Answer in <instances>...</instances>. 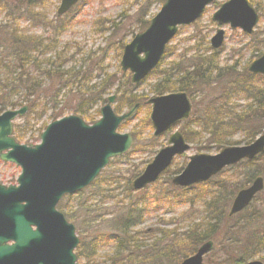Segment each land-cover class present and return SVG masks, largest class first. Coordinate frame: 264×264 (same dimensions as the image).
<instances>
[{
    "label": "rangeland",
    "instance_id": "374dc122",
    "mask_svg": "<svg viewBox=\"0 0 264 264\" xmlns=\"http://www.w3.org/2000/svg\"><path fill=\"white\" fill-rule=\"evenodd\" d=\"M38 1L0 0V36L5 42L7 39L5 34L7 36L10 32V27L17 28L21 31L20 35H26L25 38L32 43L53 42L56 39L59 51L67 48L63 55L67 60L66 69L72 66L85 75V89H95L90 93L92 100L100 94L105 100L96 105L92 104L93 108L89 102L85 106L82 105L81 110L82 108L89 110L88 114L94 117V122L100 118V108L106 104L110 96H116L113 107L117 108L118 114L127 110V98L130 93H134V97L149 98L154 94L155 86L162 84L165 78L163 71L181 74V70L176 68L182 71H187L189 68L192 70L194 64H198V72L204 71L203 83H198L196 96L193 98L191 96L193 102L191 118L195 120L190 126L192 134L188 142L191 148L183 156L175 159L169 172L143 190H129L126 185L131 183L130 179L134 174L146 167L160 146L167 143L171 133L168 132L155 140L154 129L149 120L151 106L143 104L119 129L122 133L137 134L132 149L110 164L104 172L106 177L101 179L96 187L90 186L83 196L72 195L75 196L72 200L65 201L66 212L70 214L69 220L76 226L80 240L79 250L77 248L76 253L78 254L80 250L81 253L83 252V256L81 255L78 260L79 264H107L114 249L112 245L114 241L110 242L109 238L117 231L112 229L116 226L113 220L124 214L129 202L133 203L131 206L134 204L145 206L143 221L133 231H140L142 239L148 244L160 232L165 236L172 234L174 237L178 231L187 230L193 224L202 222L206 216L205 203L209 200L215 199L212 203L218 204V208L225 204L228 212L238 190L251 183L248 175L250 171H255L264 178L263 154L252 164H240L215 176L210 182L208 181V185L195 191L198 197L193 202L188 199L192 192L181 194L171 188L167 182L170 175L174 176L187 164L190 155L215 154L219 151L210 127L204 119L206 111L210 108L218 112L216 118H220L219 122L226 120V124L222 125L221 129L227 143L229 141L236 145L245 144L247 138L252 136V134L248 136L250 132L248 129L254 124H259L258 129L264 133V113L259 112L255 123H249L250 127L242 117V114L253 110L255 103L259 104L254 101L251 92L257 91V87L264 89L263 78L255 80L257 86L253 85V82L251 85L246 81V78L249 80L247 77L249 64L264 51V0H250L260 14L254 33L247 35L240 29H231L229 25L222 26L226 38L219 49H213L210 44L211 37L220 27L212 20V15L226 0L213 2L196 22L180 27L177 35L168 44L160 67L136 87L128 84L130 74L124 73L121 69L123 45L130 40L131 33L140 23L142 25L149 22L159 12L165 0H81L64 17L66 27L59 36L53 25L58 20L57 9L61 0ZM37 2L38 5L29 11L28 9L33 7L31 5ZM2 39L0 37V42ZM7 46L9 48V45ZM48 55H44L45 58ZM54 83L57 84L55 81L50 82L42 92L44 99L50 101L49 106L39 103L24 116L15 120L14 136L20 143H39L41 132L55 119L70 114L82 115L76 113L78 104L82 101L81 89L76 86L73 89L65 88L56 97L59 87L55 84L52 88ZM117 86L128 93L125 91L124 96L117 92ZM247 87L251 92L246 95L242 89ZM102 88L110 90L104 93L106 91L101 90ZM85 89L82 90L86 91ZM44 99L41 101L43 102ZM226 107H231L230 110L234 111V114L226 116L228 115L224 113ZM41 111L46 113L40 115ZM184 125L185 123L179 125L181 131L184 130ZM20 172L19 166L0 160V181H12L16 184ZM78 200L81 205H78ZM218 230L220 231L214 239L215 248L204 258L206 264L222 262L235 264L233 257L239 260L241 255L245 254L246 247L249 248L250 253H256L251 259H260L264 262V245L257 247L251 245L255 236L258 233L261 235L264 231V189L244 212L228 222H223ZM262 239L264 241V238ZM162 240L165 243L158 242V245L155 243L154 246V248L160 246L161 249L150 251L152 255L148 264L178 263L175 261L183 256L180 251L182 247H176L177 253L174 256L172 253L167 254L165 251L168 249L166 246L169 244L167 242L169 238L165 237ZM92 241L96 246L95 249ZM231 252L234 256L229 255ZM192 253L190 251L189 255Z\"/></svg>",
    "mask_w": 264,
    "mask_h": 264
},
{
    "label": "water",
    "instance_id": "95a60500",
    "mask_svg": "<svg viewBox=\"0 0 264 264\" xmlns=\"http://www.w3.org/2000/svg\"><path fill=\"white\" fill-rule=\"evenodd\" d=\"M79 1L61 0L57 13L64 15ZM213 1L165 0L148 27L124 47L120 64L123 71H131V81L138 84L147 77L161 61L179 26L194 22ZM212 19L251 34L259 15L248 0H228L221 4ZM224 39V30L218 29L211 38L212 47H221ZM249 70L264 75V53L250 64ZM115 98V95L109 97L100 110V119L93 124L73 114L52 121L41 133L38 144H22L13 137L14 120L26 113L27 106L0 113V158L21 168L17 184L0 185V264H78L75 249L79 238L75 225L57 205L63 196L92 184L112 158L132 147V134L118 129L133 116L139 104L117 114L112 107ZM147 103L151 105L150 120L155 137L162 136L192 113V102L182 91L153 95ZM189 148L183 134L175 130L168 145L160 148L133 180V188L139 190L155 182L173 159ZM262 153L264 133L249 144L226 146L215 154L191 155L186 167L172 182L184 187L206 182L224 168ZM263 188L264 179L258 176L238 191L228 215L244 210ZM8 240L12 243H5ZM213 247L214 242L207 241L179 264H205L204 257ZM246 264L264 263L251 260Z\"/></svg>",
    "mask_w": 264,
    "mask_h": 264
},
{
    "label": "trees",
    "instance_id": "16d2710c",
    "mask_svg": "<svg viewBox=\"0 0 264 264\" xmlns=\"http://www.w3.org/2000/svg\"><path fill=\"white\" fill-rule=\"evenodd\" d=\"M44 1L45 0H43V2ZM38 2L35 5L32 4L31 6L33 7H30L28 10L31 11L34 8V6L38 5ZM37 14L41 15L40 12L39 13L37 12ZM66 15H68V13ZM66 15L64 16L57 15L58 20H56V23H54L53 25V28L57 32V36L61 35L66 27V23L64 21L65 19L64 17ZM41 20H43V17L41 18ZM147 23L149 22H145L142 25L140 23L137 29L131 33V38L138 31L145 29L146 26L148 25ZM20 33L21 31H19V29L10 27V32L7 34V36L5 34V37H7L5 42L3 41L2 36H0L2 39V42H0V55L2 54V58H0V113L8 108H18L24 105L28 106V111L35 108V106L39 105V103L40 104L45 103V105L49 106L50 101H47V98L44 99L45 97L42 95V92L45 89V86H47L50 82L55 81L57 82V84L54 83L52 84L51 87L54 88L55 84L56 86L58 85L59 88L57 90L56 97H58L61 93L60 91L65 88L73 89L76 86L77 88L81 89L80 91L82 92L84 97L82 96L81 98L82 101L81 103L78 104L76 113H81L82 114L81 117L84 116L82 118L94 122V117L88 114L89 110H84L83 108L81 110V107L82 105L85 106V104L89 102L90 103L89 105L91 106V108H93L92 104L96 105L105 100L102 99L101 94L98 95L97 98L92 100L91 99L92 96L90 93H92L95 89L94 88H93L94 90L88 88L85 89L86 88L84 84L85 75L82 74L80 70L76 71L72 66H70L69 69H66L67 60L63 58V55L67 51V48H63L62 51H59L58 49L59 46L57 45L56 39L53 40V42L50 41L46 43H37L35 41L34 43H32L30 40H27L25 38L26 35L22 36L20 35ZM126 44L127 43L123 45V48ZM7 45H9V48ZM47 53L50 54L48 55ZM44 55L45 56L48 55V57L45 58ZM160 65L156 68L154 72L157 71ZM197 65L195 64L192 65V70H190L189 68L187 71L185 70L182 71V69L176 68L178 70H181V74H179L178 72L167 73L166 71H163L164 73L163 78L164 77L165 78L163 79V82L160 86H155V88L153 89L154 90L153 93L156 95H161L173 91H185L190 95V97L192 96L193 98V96H196V93L198 91V87H197L199 85L198 83H201L203 80L202 72H204V71L198 72ZM177 66L178 64L176 65V67ZM206 69L207 68H204V70ZM248 75L249 76L247 77L249 78V80H247L246 78V81L249 82L251 85L253 82V85L257 86L255 80L263 78L262 76L253 75L250 73H248ZM127 82L129 85L131 86L133 85L131 81H127ZM133 86L136 87V85ZM82 89H85L86 91ZM103 89L104 88H102L101 90ZM110 89L108 90L104 89L106 91L104 93H107V91H109ZM116 91L125 96L126 90H120L119 86L116 87ZM242 91L246 95L249 92H251L250 90H248V87L246 89H242ZM251 93L254 101L259 104L257 105L255 103L253 110H251L249 113L242 114V117L245 119V123L248 126L250 122H252V124L255 123V120L258 118L257 115L259 114V112L264 113V89L257 87V91ZM133 94L134 93H130V95H128L129 97L127 98L128 99L127 109L131 108L137 102H140L142 106L146 100L140 98L139 96L134 97ZM42 99H44L43 102L41 101ZM230 109L231 107L224 108V113L228 114L226 116H231L232 114H234V111H231ZM115 111L117 112V108H115ZM45 113L46 111H41L39 114L44 115ZM217 113L215 110L210 108L208 111H206L204 119L207 126L210 127L211 135L213 137V140L217 144V147L219 148L218 150H220L221 148L228 146L229 144L232 143L229 141L227 143V139L226 137H224L223 134V129H221V126L226 124V120L225 121L222 120L219 122L220 118L219 119L216 118ZM192 123H195V120L193 121V118H190L185 122L184 130H182V133L187 141L190 139L192 134V129L190 128ZM258 127L259 124L257 125L254 124L252 127H250V129H248L250 130L248 136L250 134H252V136L247 138L245 142L246 144L252 142L261 133V130L258 129ZM132 135L134 137V140L137 139V134L132 133ZM155 140L157 139L155 138ZM232 145H234V143ZM261 156L257 157L255 160H258ZM255 160L252 161L246 160L240 162L236 166L240 164L249 165L255 162ZM113 161L111 163H113ZM233 167L234 166L229 167L227 169H232ZM106 170H104V172ZM169 170L170 169H168L167 172H169ZM179 171H177L176 173H178ZM104 172L94 182V184L91 185L92 186L91 188L96 187L97 183H99L101 179L106 177ZM139 174L140 172L134 174V176H132L130 181H132V179L138 176ZM248 175H249V180H251L252 182V180L256 177L257 173L255 171H250ZM172 176L173 175H170L167 179L169 186L174 190H178V192H181V194L192 192V194L190 193L189 196L190 198H188L190 202H193L198 197L197 196L198 194H196L195 191L200 188H204V186L208 185L210 182L209 181V182L197 184L188 188L175 187L170 182ZM126 185L129 188V190L133 189L131 187V183H127ZM84 193H86L85 190L81 191L75 196L80 197L83 196ZM75 196H67L63 198L58 204V208L62 212L64 211V214L68 219H70L69 217L70 214L66 212L67 206L65 201L72 200V198ZM162 198H164V196H162ZM214 200H209L208 202L205 203L204 212L206 213V216L202 222L200 223L197 222L193 224L187 230L178 231L174 237L172 236V234L171 236L168 234L165 236L163 233L160 232V234L155 235L154 236L155 239H153L152 242L148 244H146L144 242L145 240L142 239L143 237L140 231H135V232L133 231V229L143 221L145 206L143 205L137 206L136 204L131 206L133 203L129 202L127 204V209L124 212V214L113 220L114 221L113 223H115L117 229L116 226L113 227L112 229L117 231L114 232L113 235L109 238L110 242L114 241V243L112 244L114 245V249L111 251L112 253L107 264H148L151 260L150 256L152 255L150 251L152 249L156 251L161 249L160 246H157V248H154V246L158 242L165 243L162 240L165 237L169 238V241H167L169 244L166 246L168 249L165 251V253L167 254L172 253V255L174 256L177 253L176 247H180V248L182 247L180 251L182 252L183 256L175 261L179 263L182 259L189 256L190 251L195 252L197 248L204 242L208 240L215 241L214 240L215 236L220 231L218 229L219 227H221L223 222L226 221L228 222L229 220H231V218L238 216L242 212H244L243 210L242 212L236 214L235 216L230 217L228 215V212L226 211L227 210L226 205L224 204L223 206L218 208V204L216 205V203H212L214 202ZM77 203L78 205L82 204L80 200H78ZM263 236H264V231L262 232L261 235L258 233L255 236V238L252 240L251 245L254 247L255 246L257 247L259 245H264V241L262 239L264 238ZM92 245L95 249L96 246L93 241H92ZM183 248L184 249L186 248V250H183ZM81 255L83 256V252L81 253L80 250L78 251L79 258H81ZM229 255L234 256L232 252L229 253ZM253 255H256V253L254 252L250 253L249 248L246 247L245 254L241 255V258H239V260H236L235 257H233V261L235 262V264H246L247 261L251 260ZM220 264H223V262Z\"/></svg>",
    "mask_w": 264,
    "mask_h": 264
},
{
    "label": "flooded vegetation",
    "instance_id": "af4514ba",
    "mask_svg": "<svg viewBox=\"0 0 264 264\" xmlns=\"http://www.w3.org/2000/svg\"><path fill=\"white\" fill-rule=\"evenodd\" d=\"M3 162H6V161H3ZM0 185H4V186H10V185H13L12 181L10 182H3V181H0ZM5 243H12L11 240H8L6 241Z\"/></svg>",
    "mask_w": 264,
    "mask_h": 264
}]
</instances>
